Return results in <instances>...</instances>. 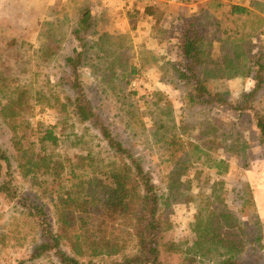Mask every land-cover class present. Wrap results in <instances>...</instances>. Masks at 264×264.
<instances>
[{
  "label": "rangeland",
  "instance_id": "374dc122",
  "mask_svg": "<svg viewBox=\"0 0 264 264\" xmlns=\"http://www.w3.org/2000/svg\"><path fill=\"white\" fill-rule=\"evenodd\" d=\"M36 1L26 7L31 13L22 14V5L0 0V147L10 159L11 186L18 198L41 205L56 229L53 196L39 184L47 177L40 170L25 174L15 161L20 158L18 141L44 155L46 144L40 138L46 129L58 137L57 146L47 153L63 163L54 182L61 193L77 191L84 173L107 165L103 138L89 124H81L71 106H61L73 96L70 85L76 69L102 124L140 160L158 194L168 196L169 186L188 189L186 203L164 208L168 223L162 242L181 244L182 251L162 246V264L206 261L191 249L199 206L207 196L216 195L237 225L252 231L257 221L264 241V142L257 127V121L264 120V73L257 83L251 53L243 59L235 55V42L213 44L200 78L227 104L189 106L185 96L190 87L175 72V64L181 63L176 38L182 26L175 18L184 15L179 8L173 16L166 6L179 0H151L152 5L111 0L104 7L97 0H49V5L48 0ZM147 6L156 14L151 20L143 12ZM90 7L97 24L82 35L81 44L73 32ZM205 30L212 40L211 29ZM249 41L246 50L252 46L258 55L264 52L263 38L253 35ZM77 52L84 56L72 67L65 60ZM195 146L203 151L200 159L192 151ZM218 160L227 165L221 175L213 168ZM179 161L188 167L174 179ZM7 171L0 162V184L8 182ZM38 222L7 193H0V264H60L51 253L31 259L41 234ZM254 247L250 244L244 253L246 264H264V250Z\"/></svg>",
  "mask_w": 264,
  "mask_h": 264
},
{
  "label": "trees",
  "instance_id": "16d2710c",
  "mask_svg": "<svg viewBox=\"0 0 264 264\" xmlns=\"http://www.w3.org/2000/svg\"><path fill=\"white\" fill-rule=\"evenodd\" d=\"M151 9L152 7L147 6L143 12L146 17L154 18L156 14ZM214 14L211 16L200 13L199 18L197 16L183 21L180 35L176 38L181 63L175 64V72L190 87L185 96V103L189 106L227 104L223 95L210 91L207 80L200 78L211 56L209 48L213 44L235 42L238 47L235 55L243 59L248 52L249 55L251 53L253 65L257 68L255 79L257 78V83L263 81L260 76L264 73V65L261 63L264 52L258 55L252 46L251 51L246 50V46L253 35L264 39V18L238 5L229 8L222 5L215 7ZM96 24L94 13L90 8H85L73 32L75 39L82 44V35L96 27ZM207 27L211 29L212 40L207 36ZM97 39L100 40V36ZM75 56L67 58L65 62L74 67L81 62L84 53L77 52ZM73 74L74 81L70 85L73 96L68 102L61 103V106H71L78 121L89 124L103 138L108 155L107 165L91 173H84L85 179L76 185L77 191L61 193L54 186V182L60 177L63 163L52 159L47 153L48 148L57 146L58 137L53 129H46L40 138L46 144L44 155L28 151L24 143L18 141L16 150L20 158L15 161L25 174L40 170L47 177L39 184L44 185L45 190L53 196L56 229L49 224L41 205L28 198H18L15 194L11 186L10 159L1 147L0 162L6 163L9 180L0 184V193H7L10 200H16L27 212L28 217L39 220L41 234L39 242L33 246L32 260L51 253L60 264H162L159 260L162 246L167 251H182L181 244L162 242V233L167 229L168 223L164 208L170 209L173 203H186L184 192L188 189L181 191L169 186L168 196H160L140 160L102 124L80 85L76 69H73ZM260 86L261 84L257 89ZM257 127L264 142L263 119L257 121ZM192 151L200 159L203 151L197 146ZM187 167L184 168L183 162L179 161L173 172L174 179L181 172H185ZM213 168L217 175L227 172L224 160L215 162ZM48 177L53 178V183H49ZM213 198L205 197L206 201L199 206L194 228L197 237L191 249L192 253L195 257L206 260L203 264H246L243 256L250 244L264 250L259 225L254 221L255 228L252 231L237 225L235 222L238 220L234 219L227 206L216 195ZM188 199L193 200L191 196ZM247 201L245 199L244 203ZM256 248L254 247L255 250Z\"/></svg>",
  "mask_w": 264,
  "mask_h": 264
},
{
  "label": "crops",
  "instance_id": "0c3cea01",
  "mask_svg": "<svg viewBox=\"0 0 264 264\" xmlns=\"http://www.w3.org/2000/svg\"><path fill=\"white\" fill-rule=\"evenodd\" d=\"M34 1L36 0H9V6L18 7V4H19V5H22L21 6L22 14H25L26 12L31 13L32 10L29 11V9H26V7L30 8V5L32 3L37 2V1L36 2ZM97 1L101 4L102 7H104V6H108L107 2L111 0H97ZM143 1L144 3H146V5H152V3L150 2L151 0H148V1L143 0ZM161 1L169 2L170 0H161ZM47 4L49 5V0ZM169 4L171 6L169 5H166V6L171 7V9H173V12H171L173 16L177 13V9L179 8L182 9L184 16L176 17L175 19L177 20V22H180V21L183 22L185 20H190L192 17L199 16L200 13H203V14L206 13L208 15L214 16L215 15L214 8L220 7L221 5L226 8H229L232 5H238L264 18V0H179L177 3L169 2ZM90 10H91V7H90ZM91 11L92 13H95L93 12V10ZM146 18L151 20L152 17L147 16Z\"/></svg>",
  "mask_w": 264,
  "mask_h": 264
}]
</instances>
